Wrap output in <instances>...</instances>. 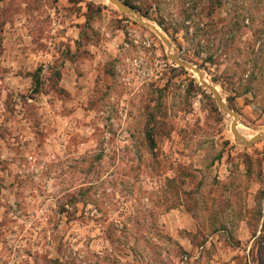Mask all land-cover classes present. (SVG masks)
Wrapping results in <instances>:
<instances>
[{
    "label": "rangeland",
    "instance_id": "374dc122",
    "mask_svg": "<svg viewBox=\"0 0 264 264\" xmlns=\"http://www.w3.org/2000/svg\"><path fill=\"white\" fill-rule=\"evenodd\" d=\"M121 1L0 0V264H264V140L178 64L263 133L264 0Z\"/></svg>",
    "mask_w": 264,
    "mask_h": 264
},
{
    "label": "water",
    "instance_id": "95a60500",
    "mask_svg": "<svg viewBox=\"0 0 264 264\" xmlns=\"http://www.w3.org/2000/svg\"><path fill=\"white\" fill-rule=\"evenodd\" d=\"M109 1L112 2L117 8H119L123 12L129 13V14L136 13L124 1H121V0H109ZM139 17H140V21L139 22L141 24L151 28L163 40V42L168 46V48H169V52H168L169 59H171V60H173V61L178 63V61L181 60V58H179L178 56H175V55H173L171 53V51H170L171 44H170L169 40L167 39V37L155 25L147 23V22H143V18L140 15H139ZM180 62L181 63H178L179 65L187 67L189 69H193L195 72L199 73L201 79H203L205 77L206 73L203 70H201L200 68H198L197 66L193 65L192 63L186 62L184 60H182ZM201 84H202V86L204 88L208 89L212 93V95H213V97L215 99V102L218 105V107L221 109V111H223L225 114H228L230 117H232L233 120H232V123H231V131L234 134L235 139L238 142H240L241 144H243L245 146H250V145H252L253 143H255L257 141L264 140V132L260 133V134H256L251 139H246L238 130L239 114L237 112L233 111L232 109H230L227 106L226 102L222 98V96L219 93V91H217V89H215L213 87H209L204 82H201Z\"/></svg>",
    "mask_w": 264,
    "mask_h": 264
},
{
    "label": "trees",
    "instance_id": "16d2710c",
    "mask_svg": "<svg viewBox=\"0 0 264 264\" xmlns=\"http://www.w3.org/2000/svg\"><path fill=\"white\" fill-rule=\"evenodd\" d=\"M198 4L201 5L202 8L206 7L208 9V14H212L217 8L223 7L224 0H206L205 2H203V0H200L198 1ZM248 11L249 10H246L245 8H243L242 10H240V12H238L237 14V17L239 18L238 22L244 23L242 24V26L253 29L255 33L257 31L260 32V30L262 29L261 24L264 23V17H262L261 15H258V12H255L254 14V13H251V11L250 12ZM246 17H247V21H246ZM245 22H247L246 25H245ZM247 172L249 173L250 169H247ZM260 193L264 196V189L261 190Z\"/></svg>",
    "mask_w": 264,
    "mask_h": 264
},
{
    "label": "crops",
    "instance_id": "0c3cea01",
    "mask_svg": "<svg viewBox=\"0 0 264 264\" xmlns=\"http://www.w3.org/2000/svg\"><path fill=\"white\" fill-rule=\"evenodd\" d=\"M173 235H175V237L177 236L176 235V231L173 233ZM177 238L179 239L183 249L186 252H191L192 250L195 249V247H194V245L192 243V240L189 239L188 237H184L183 238V237L178 235ZM205 246L201 245V247H199V248L197 247L196 248V250L199 251V255L201 254V250H203ZM238 251H239L238 249H235L233 247L219 248L218 253H216L214 255V259L211 262H212V264H224L223 261L226 260V261H229L230 264L236 263V261H239V259L237 258V252ZM247 253H248V249H247ZM221 256H223V259L221 258Z\"/></svg>",
    "mask_w": 264,
    "mask_h": 264
},
{
    "label": "bare ground",
    "instance_id": "6f19581e",
    "mask_svg": "<svg viewBox=\"0 0 264 264\" xmlns=\"http://www.w3.org/2000/svg\"><path fill=\"white\" fill-rule=\"evenodd\" d=\"M194 71V70H193ZM194 73H195V75L199 78V80H200V82H204L206 85H208L209 87H213V88H215L211 83H209L208 82V80H207V78H206V76L203 78V79H201V77H200V75H199V73H197V72H195L194 71ZM217 88V87H216ZM215 88V89H216ZM218 91V90H217ZM233 134V133H232ZM242 134V133H241ZM245 138H249L248 136H246L245 134H242Z\"/></svg>",
    "mask_w": 264,
    "mask_h": 264
}]
</instances>
